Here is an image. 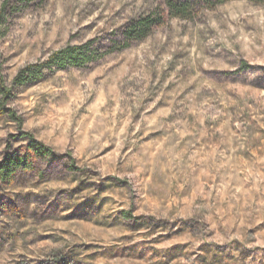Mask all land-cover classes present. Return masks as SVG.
I'll return each mask as SVG.
<instances>
[{
	"label": "rangeland",
	"instance_id": "obj_1",
	"mask_svg": "<svg viewBox=\"0 0 264 264\" xmlns=\"http://www.w3.org/2000/svg\"><path fill=\"white\" fill-rule=\"evenodd\" d=\"M175 1L187 18L166 0H8V84L67 44L102 55L17 89L20 128L0 114V160L25 153L19 129L66 155L0 183V264H264V4Z\"/></svg>",
	"mask_w": 264,
	"mask_h": 264
},
{
	"label": "trees",
	"instance_id": "obj_2",
	"mask_svg": "<svg viewBox=\"0 0 264 264\" xmlns=\"http://www.w3.org/2000/svg\"><path fill=\"white\" fill-rule=\"evenodd\" d=\"M227 1L230 0H207L206 2L209 6H214ZM249 1L256 4H264V0ZM166 4L171 16L182 19L187 18L189 13L188 4L176 2L175 0H166ZM13 12H15V9L9 4L8 0L3 1L0 6V39L5 32V22ZM159 23L160 18L153 15L139 17L131 21L123 30L125 43L121 48L126 47L130 40H140L147 37L152 26ZM94 42L91 39L81 44H67L48 55L44 60L30 63L20 68L9 84L3 74V59L0 53V114L20 128L22 119L17 116L13 109L7 107V104L14 99L17 89L36 84L43 80L47 74L68 68H84L96 61L102 54L99 53ZM19 136L27 142L26 151L25 153H22L21 150L5 152L0 160L1 184L10 185L19 169L29 168L30 164L28 161L31 157L60 160L66 156L57 154L51 147L34 138L29 132L19 129ZM70 168H74V166L70 165Z\"/></svg>",
	"mask_w": 264,
	"mask_h": 264
}]
</instances>
